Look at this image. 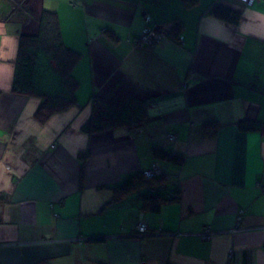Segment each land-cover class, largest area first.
Here are the masks:
<instances>
[{
  "label": "crops",
  "instance_id": "1",
  "mask_svg": "<svg viewBox=\"0 0 264 264\" xmlns=\"http://www.w3.org/2000/svg\"><path fill=\"white\" fill-rule=\"evenodd\" d=\"M5 1L0 264H264V135L237 127L264 123V0H38L11 14ZM214 6L238 12L237 24L211 15ZM42 7L58 13L65 45L82 57L76 105L40 121L41 99L12 83L19 37L36 32ZM146 25L169 37L137 46ZM91 97L113 111L141 100L143 126L82 132ZM205 123H217L214 135H203ZM154 165L160 172L146 176ZM136 174L166 184L114 199ZM173 192L158 212L143 207Z\"/></svg>",
  "mask_w": 264,
  "mask_h": 264
},
{
  "label": "trees",
  "instance_id": "2",
  "mask_svg": "<svg viewBox=\"0 0 264 264\" xmlns=\"http://www.w3.org/2000/svg\"><path fill=\"white\" fill-rule=\"evenodd\" d=\"M193 6L198 0H182ZM209 13L230 24H237L239 13L214 6ZM34 34L20 35L17 57L14 63L12 91L14 93L33 95L41 99L36 117L43 121L50 114L64 111L77 103V91L80 81L75 76V69L82 55L68 48L62 37L58 13L41 8ZM179 39V37H178ZM91 116L82 125L81 130L93 134L125 126L136 130L143 126L146 112L144 103L138 99L129 100L120 110H111L104 102L91 97ZM243 132H260L264 135V123L255 120H244L238 123ZM204 136L214 135L217 123H205L202 126ZM154 156L172 164H181L178 156L163 150H155ZM83 157V156H81ZM164 176L146 179L142 174L130 176L124 184L114 187V199L121 198L133 190L144 189L166 184ZM179 192L155 193L144 198V208L158 212L165 202L178 199ZM176 194V195H175Z\"/></svg>",
  "mask_w": 264,
  "mask_h": 264
},
{
  "label": "built area",
  "instance_id": "3",
  "mask_svg": "<svg viewBox=\"0 0 264 264\" xmlns=\"http://www.w3.org/2000/svg\"><path fill=\"white\" fill-rule=\"evenodd\" d=\"M241 2H243L244 4H247V5H250L253 3L254 0H240ZM147 22H149V19L147 18ZM166 27L164 26H160V25H153V26H150V25H146L144 30H143V35L145 36V38L148 40V43L150 45H152V43L156 42L155 41V36L153 33H159V34H166V30L165 29ZM138 40V39H137ZM179 40H181V37H179ZM144 45V44H143ZM154 45V44H153ZM152 45V46H153ZM174 136L170 135L169 136V139L170 140H173ZM159 169L157 168L156 165H154L152 168H150L148 171L145 172V175L146 176H152L154 174H157L159 173ZM135 229H136V234L137 235H146L148 232H149V229L147 227V225L143 222H138L135 226ZM210 234V230H209V227H206L204 229V232L202 233V238H209ZM231 257V255L229 256ZM227 264H236L235 262H229Z\"/></svg>",
  "mask_w": 264,
  "mask_h": 264
},
{
  "label": "rangeland",
  "instance_id": "4",
  "mask_svg": "<svg viewBox=\"0 0 264 264\" xmlns=\"http://www.w3.org/2000/svg\"><path fill=\"white\" fill-rule=\"evenodd\" d=\"M17 1L18 0H6L5 1V3H7L8 6H9L8 8L9 9L11 8L10 9V11H11L10 14L16 11L18 5H20V7L25 6L26 8H28V7H36L37 8L38 2H39L38 0H21V1H23V4H19ZM2 3H4V2H2ZM167 31H168V29L166 30V34H162V35L159 34V33H157V32L156 33H153L154 36H155V41L158 42L161 39H165V38L169 37ZM156 42L152 43V45L155 44ZM136 45L137 46H140V47H144V46H146V47H152V45H150L148 43V40L143 35V31H142L140 37L138 38V40L136 41Z\"/></svg>",
  "mask_w": 264,
  "mask_h": 264
}]
</instances>
